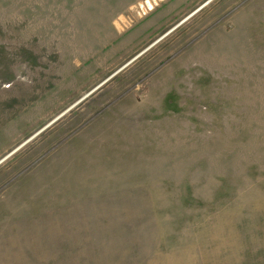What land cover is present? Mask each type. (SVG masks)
<instances>
[{
	"label": "rangeland",
	"instance_id": "obj_1",
	"mask_svg": "<svg viewBox=\"0 0 264 264\" xmlns=\"http://www.w3.org/2000/svg\"><path fill=\"white\" fill-rule=\"evenodd\" d=\"M7 155L0 264H264V0H0Z\"/></svg>",
	"mask_w": 264,
	"mask_h": 264
},
{
	"label": "crops",
	"instance_id": "obj_2",
	"mask_svg": "<svg viewBox=\"0 0 264 264\" xmlns=\"http://www.w3.org/2000/svg\"><path fill=\"white\" fill-rule=\"evenodd\" d=\"M171 21V17L165 15V13H163V10H160V12H157L155 14L150 15L148 18H145L142 22H140V24L137 25V27H135L129 34H128V42L130 43V45L132 47H129V49L126 50V42L124 43V47L123 49L126 50V52L131 51L133 48H135L138 45H141L143 43H147L148 41H150V39H152L153 37L158 36L162 30L166 27H168L169 22ZM176 25V24H175ZM174 27V26H173ZM171 29V28H170ZM170 29H168L167 31H165L162 35L166 34ZM173 31V30H172ZM171 31V32H172ZM169 32V33H171ZM168 33V34H169ZM168 34H166L165 36H167ZM161 35V36H162ZM159 36V37H161ZM164 36V37H165ZM158 37V38H159ZM162 37V39L164 38ZM157 38V39H158ZM160 39V40H162ZM159 40V41H160ZM158 41V42H159ZM156 42V43H158ZM155 43V44H156ZM152 47V46H151ZM137 55V54H136ZM135 55V56H136ZM125 56V55H124ZM130 55H126V59L127 57H129ZM134 56V57H135ZM133 58V57H132ZM131 58V59H132ZM127 63V62H126Z\"/></svg>",
	"mask_w": 264,
	"mask_h": 264
},
{
	"label": "bare ground",
	"instance_id": "obj_3",
	"mask_svg": "<svg viewBox=\"0 0 264 264\" xmlns=\"http://www.w3.org/2000/svg\"><path fill=\"white\" fill-rule=\"evenodd\" d=\"M208 2H209V1H208ZM205 4H206V3H205ZM205 4H204V5H205ZM204 5H202V6H204ZM202 6H201V7H202ZM201 7H200V8H201ZM196 11H197V10H196ZM191 14H193V13H191ZM191 14H190L189 16H191ZM189 16H188V17H189ZM186 19H187V18L183 19L182 22H183L184 20H186ZM164 36H165V34H164L163 36H161L160 38H158L154 43H156L157 41H159V40H160L162 37H164ZM154 43H152V44L149 45L147 48H145V50L148 49L149 47H151ZM145 50H143L142 52H140L138 55H140L141 53H143ZM124 66H126V64H125ZM124 66H123V67H124ZM123 67H121V68H123ZM121 68H120V69H121ZM120 69H119V70H120ZM119 70H118V71H119ZM116 73H117V72H116ZM114 74H115V73H114ZM88 93H89V92H88ZM86 95H87V94H85V96H86ZM80 101H81V99H80L78 102H80ZM78 102H77V103H78ZM70 108H71V107H70ZM70 108H68V109H67L65 112H63L61 115H58V116H57L55 119H53L50 123H52L53 121H56V120H57L58 118H60L64 113H66ZM50 123H49V124H50ZM44 128H45V127H44ZM44 128H43V129H44ZM43 129L39 130L37 133H35L34 135H32L29 139H31L32 137H34L35 135H37V134H38L40 131H42ZM28 141H29V140H27V141H25L24 143H22L19 147H17L15 150H13L9 155L13 154L18 148H20L21 146H23V145H24L25 143H27ZM9 155H7V156H5L3 159H1L0 162H2L4 159H6Z\"/></svg>",
	"mask_w": 264,
	"mask_h": 264
},
{
	"label": "water",
	"instance_id": "obj_4",
	"mask_svg": "<svg viewBox=\"0 0 264 264\" xmlns=\"http://www.w3.org/2000/svg\"><path fill=\"white\" fill-rule=\"evenodd\" d=\"M208 1H209V0H208ZM195 11H196V10L193 11L194 14L197 12V11H196V12H195ZM192 15H193V14H191V16H192ZM191 16H190V17H191ZM188 18H189V17H187V19H188ZM187 19H186V20H187ZM184 21H185V20H184ZM184 21H183V22H184ZM181 23H182V21L179 22V23H177V24H176L174 27H172V28H171L166 34H168L169 32H171L172 30H174V29H175L176 27H178ZM166 34H165V35H166ZM139 56H140V55H136L135 57H133L132 59H130V60L126 63V66L129 65L131 62H133V61H134L136 58H138ZM124 67H125V66H124ZM124 67H123V68H124ZM121 69H122V68H121ZM121 69H120V70H121ZM115 74H116V73H115ZM113 75H114V74H112L110 77H112ZM110 77H109V78H110ZM109 78H107V80H108ZM107 80H106V81H107ZM106 81H103V83L106 82ZM103 83H102V84H103ZM102 84H101V85H102ZM101 85L99 84L98 86H96V87H95L94 89H92L89 93H87V95H86L85 97H87L88 95H90L93 91H95V90H96L99 86H101ZM85 97H83V98H85ZM42 131H43V130H42ZM40 132H41V131H40ZM40 132H39V133H40ZM39 133H38V134H39ZM35 136H36V135H35ZM35 136H34V137H35ZM34 137H32V138H34ZM32 138H31V139H32ZM31 139H30V140H31ZM21 147H22V146H21ZM18 149H19V148H18ZM18 149H17V150H18ZM17 150H16V151H17ZM0 163H1V162H0Z\"/></svg>",
	"mask_w": 264,
	"mask_h": 264
},
{
	"label": "built area",
	"instance_id": "obj_5",
	"mask_svg": "<svg viewBox=\"0 0 264 264\" xmlns=\"http://www.w3.org/2000/svg\"><path fill=\"white\" fill-rule=\"evenodd\" d=\"M143 8H144V7H143ZM143 8H142V9H143Z\"/></svg>",
	"mask_w": 264,
	"mask_h": 264
}]
</instances>
